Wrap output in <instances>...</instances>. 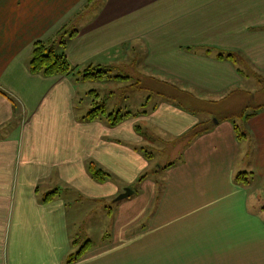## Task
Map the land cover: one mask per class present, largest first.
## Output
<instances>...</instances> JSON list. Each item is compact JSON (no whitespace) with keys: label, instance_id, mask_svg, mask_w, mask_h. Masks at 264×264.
<instances>
[{"label":"crops","instance_id":"crops-1","mask_svg":"<svg viewBox=\"0 0 264 264\" xmlns=\"http://www.w3.org/2000/svg\"><path fill=\"white\" fill-rule=\"evenodd\" d=\"M85 3L0 0V264H66L79 243L78 205L125 187L133 193L104 213L103 242L88 240L70 264H264V106L244 119L240 139L234 120L212 118L264 81V0ZM69 22L74 34L55 48L73 72L31 73L33 44ZM87 67L105 75L85 80ZM80 82H94L89 109L116 82L141 108L119 106L126 116L115 125L87 120L72 103L88 100ZM196 123L210 126L186 137ZM159 137L177 157L149 174L144 150ZM89 161L110 173L104 182Z\"/></svg>","mask_w":264,"mask_h":264},{"label":"rangeland","instance_id":"rangeland-1","mask_svg":"<svg viewBox=\"0 0 264 264\" xmlns=\"http://www.w3.org/2000/svg\"><path fill=\"white\" fill-rule=\"evenodd\" d=\"M74 28V24H72V22H69L63 29V34L66 35V40L70 35L69 33H72ZM77 86L78 95L83 92L82 97L84 98L86 97L85 94L89 90H91V88H94V82H80ZM103 87L105 89L102 92L105 94V96L101 95L103 96L102 99L100 100V98L98 97L96 101L100 100L99 102H107L109 107L107 113H113L117 111H120V113H125L126 107H119L121 105L123 106V104H130L131 109L134 110L133 112H136L141 108V99L135 94L137 92H133L134 94L128 99L124 97L128 94L129 87L125 86L122 82L108 84ZM250 90V93L244 94L241 98H236L235 96L232 97L228 101L229 108H224L225 112L223 113L220 111H216L217 115L213 116L212 118L215 117L214 119H216V117L222 118L223 116H227L231 121L234 120L239 128L244 131V114L251 116V114L256 112L259 107L264 106V81H259V84L252 87V89ZM113 91L115 92L113 96L114 98L111 97L110 94ZM90 99L91 98L88 97V100H80L79 96L75 97V99L72 101L75 112L78 113V110L81 107L83 108L84 113H86L89 109L88 107L92 106V101H90ZM91 108L92 107H90V109ZM222 108L223 107H218L217 110ZM104 118L107 119L106 116ZM246 120L247 119H245V121ZM134 127L138 132H143L142 134H145V132L149 130L148 125H146L142 120L138 121ZM151 136L155 137V133L152 132ZM147 141L149 142V144L146 145V149L148 150V152L153 153V156L149 158L150 166L147 170L149 174L155 169L157 165L163 166L164 164L176 159L177 154L175 153V150L173 148L172 140H168L165 137H159L152 139L149 138L147 139ZM116 197L117 196L111 199L86 197L89 200H86V202H82L78 205L79 210L76 212L78 222H76V226H72V231L77 232V236H75L74 238L79 240V243L73 246V252H76L85 240L92 241L93 245H98L103 242L104 238L106 237V230L109 226L104 213L108 211V207L113 204V200L115 201ZM261 197L262 198H259V202L264 205V195H261ZM122 200L123 199L115 201V203L117 204ZM89 206H91L93 209L95 208V206H97V208L94 209L95 218H90L88 216L90 210ZM91 220L93 223L90 222Z\"/></svg>","mask_w":264,"mask_h":264},{"label":"trees","instance_id":"trees-1","mask_svg":"<svg viewBox=\"0 0 264 264\" xmlns=\"http://www.w3.org/2000/svg\"><path fill=\"white\" fill-rule=\"evenodd\" d=\"M96 0H86V5L93 4ZM66 27V26H65ZM65 27H62L61 29L58 30L56 33L57 36L54 37L53 39L49 40H40L37 41L33 44L32 49H31V54L30 58L28 61V68L31 73H36V74H41L43 76H52V75H57V74H69L72 73L74 70V67L71 65L67 57L65 56L64 53H59L57 52L55 46H61L65 47L66 46V41L63 40L64 34H63V29ZM73 32V31H72ZM74 33H71L69 37H71ZM66 37V36H65ZM228 57H233V55H228ZM82 78L85 80L92 79L95 80V78H101L105 75V71L102 69H97L95 67H87L86 69L81 72ZM89 94L92 97H96L97 94L93 91L90 90ZM96 101V100H95ZM103 101L101 102H95L93 107L89 109L86 112L85 119L87 120H92L96 117L100 116H106L107 121L109 125H115L118 122H120L124 116V114H121L119 111L113 112V113H107L105 111ZM250 115L244 114V118L248 119ZM220 118L216 117V120H219ZM233 124V129L234 133L237 139H240L241 137H245L246 133L242 131L239 126L236 123ZM209 125H205L204 123H196L193 125L184 135L186 137H194L197 134L202 133L204 130H206ZM145 156L150 158L152 155L151 152H148L144 150ZM88 172L95 181L97 182H104L107 177L110 175L109 172L101 169L98 167L93 161L88 162ZM243 173H240L236 175V180H242L244 179L242 177ZM142 178V177H140ZM53 192H50L46 195V197L43 199V201H48L50 197H47ZM89 241H85L84 243L81 244V246L78 248L76 252L69 253L66 257V264L73 263L76 261L82 254H84L88 248Z\"/></svg>","mask_w":264,"mask_h":264},{"label":"water","instance_id":"water-1","mask_svg":"<svg viewBox=\"0 0 264 264\" xmlns=\"http://www.w3.org/2000/svg\"><path fill=\"white\" fill-rule=\"evenodd\" d=\"M133 193V190L129 187H125L123 192H121L117 197L115 198V201L121 200L123 198L128 197L130 194Z\"/></svg>","mask_w":264,"mask_h":264}]
</instances>
